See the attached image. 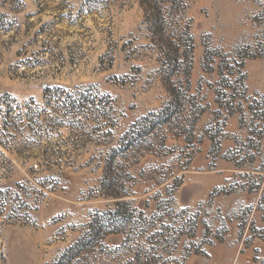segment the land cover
Listing matches in <instances>:
<instances>
[{
    "label": "rangeland",
    "instance_id": "374dc122",
    "mask_svg": "<svg viewBox=\"0 0 264 264\" xmlns=\"http://www.w3.org/2000/svg\"><path fill=\"white\" fill-rule=\"evenodd\" d=\"M175 1L181 11L169 0H0V264H264V118L249 110L257 97L264 112V0ZM248 55V100L231 115L216 101L217 89L232 91L219 66ZM57 88L110 99L112 127L102 115L82 140L71 126L51 128L65 112L48 92ZM171 89L195 98L148 137L154 149L117 159L129 195L106 196L119 177L105 172L106 156ZM123 199L135 220L144 211L150 222L157 206L160 217L145 233L87 235L95 213ZM80 239L91 245L68 255Z\"/></svg>",
    "mask_w": 264,
    "mask_h": 264
},
{
    "label": "trees",
    "instance_id": "16d2710c",
    "mask_svg": "<svg viewBox=\"0 0 264 264\" xmlns=\"http://www.w3.org/2000/svg\"><path fill=\"white\" fill-rule=\"evenodd\" d=\"M149 4L154 3L153 0H147ZM155 1V0H154ZM168 1V0H167ZM171 1L173 7L175 6V9L180 5L176 3L175 0H169ZM154 12L156 11L155 8H153ZM181 11V7H180ZM149 22L153 25L154 28L163 27V25L166 23V19L164 15L158 16L157 13H151L149 15ZM190 26L188 27V31H185L183 35L184 37H187L186 40L188 41V48L192 50L193 43H194V37L190 33ZM183 37V38H184ZM174 52H178L177 49L174 50ZM255 56L248 55V56H241V61H234V65H220L219 66V76L221 77V81L223 80L224 86L229 87L232 91L230 93H227L221 90H216L217 94V103L221 108H226L229 114H234L236 112V108L240 107L241 111L243 110V101L240 100V98H243V100H248L245 95L248 92V87L246 85V74L243 72L246 60L247 58H251ZM226 62V61H225ZM227 63V62H226ZM235 76L236 79L234 81L231 80V77ZM237 83L240 87L243 89V93H237V88H234L233 84ZM189 88L187 89V91ZM187 91L183 92L182 90H173L170 91L171 99L170 101L162 107L159 111L151 112L147 115H145L138 123H146L149 125V127L146 129V132L144 133H137L134 129L138 125L133 126V131L127 132L120 140V145L117 147H113L111 152L106 156L105 158V172L110 175V173L119 172V177L111 178V181H109V186L107 187L108 191L105 193L106 196L111 197H125L126 195H129V191L126 189V183H125V177L129 175H123L122 171L120 170L121 164L118 163L117 159L120 158V156L124 159L127 158L126 150L134 149L138 152L148 149H154L156 144L154 139L148 138L152 135L154 130L156 128L162 130V128L166 125H171L176 121L178 116H180L181 112L185 109L188 103L192 102V100L195 98V95H190L187 97ZM190 91V90H189ZM188 91V92H189ZM48 92L52 93V98L56 100L57 105H55V109L57 112H60L63 108L65 112L64 115H67L69 118V123L65 125L64 122V115H57V117L53 118V123H51V128H54L56 126L57 129L63 127V126H71L70 128H73L75 130H78L79 133H81L80 140L82 139H92V133L98 132L101 130V123L100 119L103 115L106 124L111 126L113 125V117L109 114V112H102L103 107H109L111 102L110 99L96 95L93 93L91 89L80 91V93L74 94L70 93L69 91H66L65 94L62 93V89H55L51 90L48 89ZM259 94H257L258 96ZM228 99V101H224ZM237 100L238 104L235 105V102ZM252 103L249 105V110L252 113V119L255 121L256 119H260L259 117L264 118V112L261 113V107L260 102L258 101L257 97H254L252 99ZM48 102V101H47ZM50 105V103L48 102ZM195 105V103H193ZM201 111L204 110V108L200 105L198 107ZM12 109H10L11 111ZM261 114V115H260ZM80 117V118H79ZM12 119L15 122H21L22 118L21 116L15 115V117H12ZM37 122V121H35ZM90 122H96L99 124V126H95L92 128V130H86L87 127L90 125L87 123ZM112 131L109 129L106 133H111ZM99 133V132H98ZM129 134L132 136V134L136 135V137H133L131 140H128ZM187 137H181L184 141L189 142L190 135L188 133H185ZM140 137V139L138 138ZM136 138V140H133ZM79 142V141H78ZM165 139L158 142V145H163L165 143ZM85 141H82V146L85 145ZM236 166L242 167L244 164L242 162H235ZM145 169V168H144ZM144 169L140 171V173H144ZM174 180L178 183V186L182 185V178L181 176L175 175ZM114 208H108L104 211H98L95 213L90 225L89 230L87 232V235L89 236H100V238H105L108 235L111 234H118L122 235L124 234L125 230L127 228H131L133 230L140 229L141 232L145 233V231H148L152 227V222L157 220L158 217H160L159 214V206H157V210L153 213L151 216V220L148 223H145L148 221V219L145 217L144 211H140L139 219H134L135 212L137 211V208H133V202L131 200H119L115 201ZM126 208L131 209L132 212L128 213ZM145 224V225H144ZM159 232H155L153 234L156 235ZM88 240L80 239L76 244H74L69 250L68 255H71L72 257L76 254H79L81 249H84L91 245L87 242ZM1 259H3V262L5 261V258L3 255H1Z\"/></svg>",
    "mask_w": 264,
    "mask_h": 264
}]
</instances>
